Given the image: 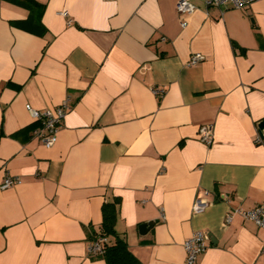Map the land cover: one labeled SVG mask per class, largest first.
Returning a JSON list of instances; mask_svg holds the SVG:
<instances>
[{"label":"crops","instance_id":"crops-1","mask_svg":"<svg viewBox=\"0 0 264 264\" xmlns=\"http://www.w3.org/2000/svg\"><path fill=\"white\" fill-rule=\"evenodd\" d=\"M178 1L0 0V264H108L89 253L107 202L106 238L140 264H185L197 230L198 264H264V228L226 222L264 201V0H190L185 27ZM67 97L49 148L27 105ZM8 174L22 182L3 189Z\"/></svg>","mask_w":264,"mask_h":264},{"label":"built area","instance_id":"built-area-1","mask_svg":"<svg viewBox=\"0 0 264 264\" xmlns=\"http://www.w3.org/2000/svg\"><path fill=\"white\" fill-rule=\"evenodd\" d=\"M258 0H205L209 6L232 7L243 9L251 6ZM196 9V5L190 0H179L177 2V11L182 16V25L185 27L188 24L187 17ZM62 15L69 16L68 11H62ZM72 22V20H69ZM206 58L202 52L192 54L189 65H197ZM154 92L162 96L165 93L163 88H154ZM33 117L40 122V127L35 130V136L41 140L45 146L52 147L58 140V133L62 127L63 121L71 109L70 97H67L56 108H47L44 110L35 109L31 104L27 105ZM200 138L206 143L213 141V126L210 124L203 125L200 128ZM260 141V138H257ZM22 179L19 176L11 174L6 175L2 188L6 189L14 184H20ZM210 202L202 198H197L194 204L195 212H202L209 206ZM239 215L244 219H249L255 222L259 227L264 228V201L257 204L251 209L235 208L226 215V222L230 223L234 216ZM164 216V212H163ZM207 232L205 230H197L184 241L186 250L185 264H198L199 256L207 249ZM107 238L103 235H98L89 246V253L93 256L102 255L105 252L104 244ZM264 251V242L262 245Z\"/></svg>","mask_w":264,"mask_h":264},{"label":"trees","instance_id":"trees-1","mask_svg":"<svg viewBox=\"0 0 264 264\" xmlns=\"http://www.w3.org/2000/svg\"><path fill=\"white\" fill-rule=\"evenodd\" d=\"M39 27V25H37ZM39 30L38 32H42ZM102 231L99 235L107 237L110 234H116V205L115 203H105L103 206ZM104 256L108 264H140L139 259L133 254L127 241L116 236L114 241L106 240L104 244Z\"/></svg>","mask_w":264,"mask_h":264},{"label":"water","instance_id":"water-1","mask_svg":"<svg viewBox=\"0 0 264 264\" xmlns=\"http://www.w3.org/2000/svg\"><path fill=\"white\" fill-rule=\"evenodd\" d=\"M260 129L261 131L264 130V120L260 123ZM153 223L149 222V223H146V224H143L142 227L144 228L145 226H149V225H152Z\"/></svg>","mask_w":264,"mask_h":264}]
</instances>
